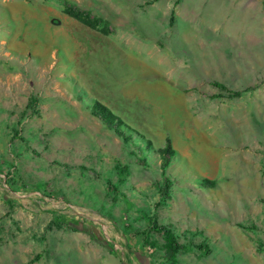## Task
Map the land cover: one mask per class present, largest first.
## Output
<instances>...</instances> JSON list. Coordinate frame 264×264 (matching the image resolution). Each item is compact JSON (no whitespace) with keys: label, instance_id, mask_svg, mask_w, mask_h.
<instances>
[{"label":"rangeland","instance_id":"374dc122","mask_svg":"<svg viewBox=\"0 0 264 264\" xmlns=\"http://www.w3.org/2000/svg\"><path fill=\"white\" fill-rule=\"evenodd\" d=\"M0 264H264V0H0Z\"/></svg>","mask_w":264,"mask_h":264},{"label":"trees","instance_id":"16d2710c","mask_svg":"<svg viewBox=\"0 0 264 264\" xmlns=\"http://www.w3.org/2000/svg\"><path fill=\"white\" fill-rule=\"evenodd\" d=\"M213 85L221 89H226V86L220 82H213ZM239 94H240L239 90L232 92V95L234 96H237ZM91 112L94 116L98 117L106 126L114 130V132L117 135L124 137L126 140L132 139V135H131L133 133L132 130L128 128L117 116L112 114L106 107H104L100 103H93V105L91 106ZM167 160L168 159H163L162 165L167 164ZM153 228H155L156 230L160 232L162 231L165 232L168 236V239L172 241V243H174L172 247L173 248L175 247L176 249L179 248V245H177L175 241H173V236H172L171 231L165 229L164 227H158L155 225Z\"/></svg>","mask_w":264,"mask_h":264}]
</instances>
